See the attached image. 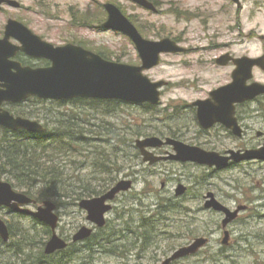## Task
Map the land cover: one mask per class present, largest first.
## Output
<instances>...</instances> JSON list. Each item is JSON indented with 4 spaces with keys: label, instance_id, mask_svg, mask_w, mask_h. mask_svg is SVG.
Masks as SVG:
<instances>
[{
    "label": "rangeland",
    "instance_id": "1",
    "mask_svg": "<svg viewBox=\"0 0 264 264\" xmlns=\"http://www.w3.org/2000/svg\"><path fill=\"white\" fill-rule=\"evenodd\" d=\"M17 1L21 3L20 8L5 4L0 9V38L7 20L14 18L55 45L74 43L99 54L102 51L113 61L140 65V56L130 38L103 27L107 19L104 4L112 2L123 10L145 38L160 40L170 37L188 48L184 53L163 54L158 66L144 71L152 81L168 82L158 106L122 102L104 114L106 105L96 108L89 100L60 104L53 100L28 98L22 103L5 104L14 114L43 124L49 125L47 117L52 121L72 120L76 130L92 139L93 142L86 147L77 146L76 157H80L75 161L84 167L78 166L70 182L77 183L82 175V179L93 186L97 182L107 192L121 180L133 181L132 189L119 193L112 203L113 210L106 215V235L117 241L115 245H120L116 253L100 238L99 242L109 249L96 248L93 257H88L84 248L87 247V238L74 243L73 236L82 226L93 228V233H100V228L87 220V212L80 206L81 200L78 204L63 202V206L57 207L56 213L60 217L57 233L73 243L70 248L77 251L73 264L80 261L82 264H161L198 237L209 238V243L197 254L178 260L177 264H208L210 255H216L224 248L227 230L230 233L227 252L237 257L239 264H264V161H244L226 169L171 159L150 164L144 161L136 145L138 139L157 136L178 138L208 151L225 149V145L215 149V144L220 142L213 135L201 132L197 107L193 103L204 100L211 90L231 82L233 67L217 65L218 57L227 52L235 57L264 55V0H241L242 8L232 0H151L159 10L156 13L128 0ZM84 14L91 21H83ZM252 80L264 83V71L255 67ZM173 110L179 117L172 116ZM239 116L243 130H246L244 136L221 141L228 145L226 147H261L264 139L258 137L257 132H264V97L242 104ZM49 126L54 128L56 125ZM101 150L109 158L105 162L109 167L102 175L97 169L99 164L95 163L98 160L104 162ZM150 150L161 156L175 153L173 147ZM64 159V165L72 166L68 158ZM72 172L66 170V174ZM2 177L6 181L11 177L13 183L17 182L14 175L3 174ZM181 185L186 191L178 195ZM15 189L26 193L23 188ZM209 193L232 210L244 207L227 227L223 226V213L205 207L210 199ZM45 201L28 207L36 210ZM0 217L8 228L13 225V230L18 229L19 233L28 230L30 218L16 216L9 208H0ZM149 217H155L152 218L154 227L149 225ZM144 221L152 233L149 234L148 247L142 249L139 237L143 231L140 225ZM39 223L41 225L27 232L36 244L12 246L10 234L0 252V264H39L43 259L39 257L46 254V244L52 236L51 228L41 221ZM42 225L51 232L46 234Z\"/></svg>",
    "mask_w": 264,
    "mask_h": 264
},
{
    "label": "water",
    "instance_id": "2",
    "mask_svg": "<svg viewBox=\"0 0 264 264\" xmlns=\"http://www.w3.org/2000/svg\"><path fill=\"white\" fill-rule=\"evenodd\" d=\"M140 6L157 12L158 9L151 0H129ZM242 8L241 0H232ZM19 8L21 3L17 0H0L3 4ZM104 7L108 13L103 23L106 29H112L128 35L139 53L142 63L140 65L120 63L104 58L102 55L84 48L80 45L68 43L56 46L43 40L30 28L16 19H9L6 24L4 37L0 38V125L11 130L26 129L29 132H43L45 127L37 120L15 116L3 105L6 102L20 103L29 97L36 96L43 99L68 100L78 97L116 99L134 104L150 103L158 105L162 101L161 89L167 81H152L144 71L152 69L161 63L162 54L186 52L187 47L170 37L160 40L145 38L137 26L123 13L120 7L107 2ZM11 38L17 39L21 45H15ZM187 48V49H186ZM18 50L25 52L33 58L48 59L51 64L46 67H33L23 65L12 59ZM233 59L236 69L233 72V81L221 86L210 93V98L197 100L193 103L197 107V117L203 128H209L215 123H223L237 135L244 130L235 117V104L252 101L264 95V83L252 81L253 70L259 66L264 70V55L260 57L242 56L232 58L230 54L221 55L216 59L219 65H226ZM263 133L258 132L261 136ZM137 147L145 162L154 164L161 160H176L181 162H196L217 169L227 168L231 163L248 160L264 161V144L259 148L231 151L221 154L208 151L167 137L166 139L152 136L138 139ZM164 145L173 147L175 153L161 156L150 149L161 148ZM133 181L121 180L110 190L100 196L84 198L80 206L87 212V220L97 227H104L107 223L106 215L113 209L112 201L116 196L129 191ZM186 191L182 186L177 190L180 195ZM205 203L207 209H213L225 215L223 226L227 227L234 221L244 207L239 206L232 210L218 201L213 193ZM36 200L24 192L16 190L13 185L4 180L0 174V208H9L16 213H24L38 218L49 225L52 236L46 244L45 253L52 254L68 247V241L57 233L60 217L56 213L57 205L47 200L36 210L28 206L35 204ZM93 228L82 226L73 236V241L84 240L91 236ZM0 235L4 241L10 239L7 223L0 217ZM229 231H225L223 244L229 242ZM209 243V238L198 237L188 246L176 250L161 264H170L174 260L188 255L196 254L200 248Z\"/></svg>",
    "mask_w": 264,
    "mask_h": 264
},
{
    "label": "trees",
    "instance_id": "3",
    "mask_svg": "<svg viewBox=\"0 0 264 264\" xmlns=\"http://www.w3.org/2000/svg\"><path fill=\"white\" fill-rule=\"evenodd\" d=\"M82 20L89 22L91 20H87V17L82 15ZM102 56L107 59H111L104 52H100ZM38 99L36 97H30L29 99ZM40 100V99H38ZM89 100L90 103L93 104L96 108H102V105H106L107 109L104 111V114H108L111 112V107H118L122 103L118 100H106V99H95V98H75L68 101H86ZM44 101V100H41ZM62 104L65 101H57ZM150 109H157V107L145 105ZM21 113H26L25 110H18ZM165 110L164 112H166ZM174 111V110H173ZM171 120L172 118L167 115ZM172 116L179 117L177 115V111L172 113ZM49 125H56L50 127L48 124H45L47 130L44 133L33 134L29 133L25 130L11 131L6 128L0 127V172L1 174L14 175L16 177V184L12 182L11 177H8V181L15 188H23L26 191V194L33 197L37 202H41L44 200L52 199L57 205L63 206V202H70L72 204H78V202L84 198H90L94 196H98L106 192V188H102L98 186V183L92 185V183L85 181L82 179V175H77L78 182L73 183L70 182L71 177L75 176L78 170V166L82 169L84 167L83 164H77L75 161L80 156L76 157L79 151L78 145L82 147H86L87 144H91L92 139L86 138L84 132L76 130V124L72 121H52V118H45ZM66 127H63V126ZM66 128V129H65ZM100 137V135H98ZM98 137V138H99ZM102 151V150H101ZM104 162L96 161L95 163L99 164V173H104V169L108 168V164L105 163L109 161L108 155L106 153L101 154ZM68 158V162L72 164V166L67 167L64 165V161ZM80 169V170H81ZM66 170L70 172L73 170L71 174H66ZM119 170V169H118ZM94 183V182H93ZM97 186V187H95ZM163 210H166V207H163ZM16 216L21 218H30V224L27 227L28 230H22L23 233L17 232V230H13V225H9L10 234H12V246H20V244L26 243L24 246H28L29 243H35L36 240L33 241L27 232L32 231L33 228H37L39 220L26 215L16 213ZM155 216V215H154ZM149 217L147 219L150 226H152L153 220ZM12 222V221H10ZM148 223L145 221L142 222L140 228L142 231L141 237L142 240L141 247L142 249L148 247V243L150 242L149 238L152 232L148 231L150 226H147ZM108 224V223H107ZM100 228V233H93L91 237L87 238V247L85 251L88 252V257L92 256L96 251V248L106 247L104 244L107 243L110 247V250L113 253H116L117 248L120 245L117 244V241H113L110 239L109 235H106L105 229L106 226ZM44 228L46 226L42 225ZM154 227V225H153ZM46 229V234L51 232L49 228ZM102 238L104 244L99 242V239ZM138 238V240H139ZM97 240V242H96ZM6 242L2 239L0 235V252L3 249ZM73 243H69L68 247L56 251L52 254H42L39 258L43 259L39 261V264H43V260H45L44 264H73L77 256L76 250H72L70 247ZM216 255H210V260L208 264H239L237 257L230 255L227 252L226 245L223 246ZM112 248V249H111ZM116 248V249H115ZM109 249V248H108ZM23 252V249H21ZM20 252V253H21ZM18 253V254H20ZM85 258L84 260H87ZM28 260H32V258H28ZM82 262L80 261V263ZM174 264H177L175 262Z\"/></svg>",
    "mask_w": 264,
    "mask_h": 264
},
{
    "label": "flooded vegetation",
    "instance_id": "4",
    "mask_svg": "<svg viewBox=\"0 0 264 264\" xmlns=\"http://www.w3.org/2000/svg\"><path fill=\"white\" fill-rule=\"evenodd\" d=\"M4 30H5V27H4ZM3 34H2V37L4 36V32H2ZM12 41H13V43L14 44H16V45H19L20 43L18 42V40H16V39H12ZM225 54H230V56L232 57V58H239V57H235L234 55H232L231 53H229V52H227V53H225ZM241 57V56H240ZM14 59L15 60H18V61H20L23 65H31V66H35V67H37V66H47V65H49L50 64V62L48 61V60H45V59H37V58H33V57H31V56H29V55H27L25 52H23V51H21V50H19L17 53H16V55L14 56ZM39 62H43V64H40ZM38 63V64H37ZM222 67H224V68H226V67H233V70H232V73H231V78H232V80H231V82L233 81V72H234V70L236 69V64H235V62L233 61V59H231L229 62H228V64H226V65H221ZM252 81H254V80H251V81H249L248 83H250V82H252ZM229 82V81H228ZM231 82H229V83H225V84H223L222 86H225V85H228V84H230ZM217 89V88H216ZM213 90H215V89H213ZM213 90H211L210 92H209V96L207 97V98H205V99H208V98H210V93L213 91ZM263 98L264 96H260V97H258V98H256L255 99V101L256 100H258L259 98ZM250 102H252V101H250ZM245 103H248V102H245ZM242 104H244V103H237V104H235V113H234V115H235V117L237 118V120H238V123L240 124V126L243 128L244 127V125L241 123V118H240V116H239V107H241L242 106ZM243 129H245V128H243ZM201 132L202 133H204V134H208V135H213L214 137H215V139H216V141L217 142H220V143H217V144H215V146H214V148L216 149V148H219V146L220 145H225L224 147H225V149L224 150H220V151H216V150H212V151H216V152H219V153H221V154H228V153H231V151H239V150H246V149H248L247 147H245V148H243V146H235V147H226V146H228L227 144H225L224 142H222L221 140H224V139H227L228 137H230V138H241V137H243L244 136V134H245V132H246V130L243 132V134L240 136V135H237V134H235L233 131H232V129H230V128H228L225 124H223V123H220V122H218V123H215L213 126H211V127H209V128H202L201 127ZM259 132V131H258ZM258 132H257V135H258ZM262 132V131H261ZM263 134L261 135V136H259L258 135V137H262L263 139H264V132H262ZM215 134V135H214ZM175 139H178V138H175ZM220 139V140H219ZM180 140V139H179ZM210 144L211 143H213V142H209ZM166 147H171L172 148V146H170V145H164V146H162L160 149H162V148H166ZM237 148H238V150H237ZM189 256V255H188ZM182 259V258H181ZM181 259H178V260H181ZM178 260H174V261H172L170 264H174L175 262H177Z\"/></svg>",
    "mask_w": 264,
    "mask_h": 264
}]
</instances>
